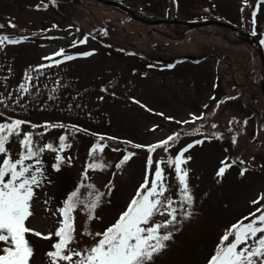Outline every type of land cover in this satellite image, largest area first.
Masks as SVG:
<instances>
[{"label":"rangeland","instance_id":"1","mask_svg":"<svg viewBox=\"0 0 264 264\" xmlns=\"http://www.w3.org/2000/svg\"><path fill=\"white\" fill-rule=\"evenodd\" d=\"M37 5L41 7L38 9ZM118 5L130 9L140 21ZM253 10H257L256 0H247V4L244 0H56L55 4L52 0H0V35L28 37L19 44L5 43L0 47V99H5V103H0V113H3L0 122L10 117L38 125L44 122L75 124L89 133L144 145L180 132L181 140L170 149L173 155L195 139L220 133L221 139H204L202 145L190 149L188 154L192 160L188 168L197 214L184 223L168 250L155 260V264H205L223 231L254 210L250 201L264 192V96L260 93L263 68L254 44L255 40L264 41V3L257 10L255 26L251 22ZM228 18L231 19L228 23L236 26L233 30L218 25L170 23L180 19L201 22ZM158 19L165 21L155 25ZM244 32L251 34L248 40ZM85 37L86 42L79 43ZM73 42H76L74 47ZM61 48L76 58L42 70L44 74L38 80L33 79L34 87L20 100L27 107L14 104L20 95L18 87L24 81L25 71L36 77L38 74L31 70L39 64L50 63L43 58ZM84 52L92 55H80ZM185 58L188 60L180 62ZM199 58L204 60L191 62ZM175 61L173 67H166ZM102 88L107 91H101ZM50 94L55 98L49 99ZM252 94L255 95L254 109L249 107ZM226 97L231 98L225 101ZM201 113L204 119L189 124L175 122L190 120V114ZM167 116L174 120L165 119ZM212 124L217 127L213 129ZM154 125L158 127L150 131ZM22 130L31 129L24 125ZM34 131L39 133L43 129ZM185 132L193 134L185 136ZM62 134L64 129H51L43 137L34 138L40 146L52 143L58 147V137ZM233 136L237 138L235 144ZM94 141L95 137L84 133L69 135L72 147L62 155L71 157L72 165H63L59 172L51 168L55 153L45 150L42 159L46 176L52 183L37 190L39 199L34 203L35 215L30 218L29 227L45 234L54 230L55 218L44 211L45 193L53 198L49 207L55 210L65 194L80 181ZM108 144L103 157L111 167L104 171L90 170L89 175L101 190L114 179L115 189L111 206L97 210L102 222L92 221L88 225L93 232L102 231L113 221L142 182L147 157L145 149L129 147L136 156L117 170L115 164L122 153L111 149H123L125 145L113 141ZM6 147L16 158L20 146L15 137ZM167 155L157 149L153 159H167ZM225 156L230 158L229 162L245 161L242 166L248 169L246 174L241 177V166L233 165L218 182L215 172ZM166 175L175 197L174 174L166 169ZM75 215L79 246L91 244L89 237L80 235L86 224L85 215L79 211ZM28 239L35 249L32 264H46L44 253L51 241L32 235Z\"/></svg>","mask_w":264,"mask_h":264},{"label":"snow or ice","instance_id":"2","mask_svg":"<svg viewBox=\"0 0 264 264\" xmlns=\"http://www.w3.org/2000/svg\"><path fill=\"white\" fill-rule=\"evenodd\" d=\"M56 0H52L55 4ZM247 4V0H244ZM264 0H256V9H259ZM251 7V5H248ZM38 9L41 5L36 6ZM47 7V5H44ZM257 10L251 12L252 24L255 26ZM243 11V8L241 9ZM15 27V25L10 24ZM2 27V26H0ZM53 27H57L53 25ZM79 31V29H77ZM54 37H49L53 39ZM28 37H9L0 35V47L7 44H19ZM87 37L80 40L83 44ZM76 42H73V47ZM264 43V41H261ZM82 56L92 55L91 52L81 53ZM62 57V59H54ZM76 57L68 54L64 48L59 49L52 56L44 57L50 61L48 64H39L31 71L38 75L33 77L30 71L26 70L24 81L19 84L20 95L13 101L22 108L26 104H20V100L25 94L30 93L33 79L38 80L46 68L59 66L64 61H72ZM169 68L173 67L168 65ZM39 92V89H36ZM55 91V90H53ZM101 91H107L102 88ZM11 98V93L9 97ZM49 95V99H54ZM100 100L103 97H99ZM211 99H215L212 97ZM139 104V101H134ZM0 103H5V99H0ZM77 107H80L77 105ZM141 107H145L141 105ZM205 108L207 105L204 106ZM151 111V109H147ZM3 115V113H0ZM158 115L163 116V113ZM173 121L171 116L165 117ZM204 119L203 113L199 116L190 114V120L175 121L177 124H189L197 120ZM234 120V118H233ZM233 121H229L231 124ZM246 124L247 121L245 120ZM24 125H28L30 131H23ZM158 126L154 125L150 131H155ZM211 127L215 129L216 124ZM42 128L43 131L37 133L34 130ZM51 129H64L65 134L58 137V147L52 143L38 144L35 136L43 137L44 133ZM198 131V129L196 130ZM231 131V129H229ZM77 133L92 135L95 141L88 150L89 162L85 164L81 173L80 181L73 190L68 191L60 202V205L53 210L49 207L53 198L47 196L43 200L44 211L50 213L56 220L54 230H49L46 234L28 226L30 218L35 215L34 203L39 199L37 190H43L46 184H51L45 172V164L42 156L45 150L55 153V162L51 168L59 172L63 165H72V158L62 155L66 149H70L72 144L68 142L69 135L75 136ZM192 132H185L183 135L191 136ZM15 137L20 146L16 158H13L6 147ZM221 139V134L214 132L204 139ZM204 139H195L190 143L180 147L175 154H170V149L181 140L180 132H173L165 139L156 143L140 144L131 140L119 141L117 137L106 136L98 133H89L87 129L77 125H65L58 122H44L41 125L31 123L23 119L7 118L0 122V264H32L35 257V249L29 235L51 241L49 250L44 255L46 264H155L157 257L166 252L170 242H174V237L179 233L185 222L190 221L194 215L195 195L190 185V169L188 168L192 156L189 153L196 145H202ZM118 142L125 145L123 149L112 148L113 152H121L122 158L115 164L117 170L136 156L131 149H145L147 157L145 161L142 182L135 187L133 194L124 206L118 211L102 231L93 232L88 225L92 221H101L97 210L105 205L111 206V196L115 189L114 179L109 180L101 190L95 183L91 182L89 171H104L111 167L104 162L103 154L109 147L108 142ZM237 142L236 136L232 137V143ZM157 149H162L168 154L167 159H153V153ZM225 156L220 160L219 167L215 172V177L219 182L226 172L233 166L239 164V175L243 177L248 171L243 167L245 161L242 159H232ZM166 169L174 174L176 188L173 196V185L168 182ZM115 173H113V177ZM254 210L249 211L230 225L219 236L214 248L205 259V264H264V192L250 201ZM81 212L86 217L85 227L80 235L89 237L91 244L83 247L79 246L77 239L75 219L76 213Z\"/></svg>","mask_w":264,"mask_h":264},{"label":"water","instance_id":"3","mask_svg":"<svg viewBox=\"0 0 264 264\" xmlns=\"http://www.w3.org/2000/svg\"><path fill=\"white\" fill-rule=\"evenodd\" d=\"M120 7H122L124 10H126L130 15L134 16V13L132 11L128 10L124 6H120ZM134 18H136V16H134ZM163 21H165V20H163ZM163 21L158 20L157 23H162ZM170 23H177V24H182V25H186V26L218 25V26H222V27L231 28V26L229 24H226V23L220 22V21H216V20H209V21L199 22V23L190 22V21H183V20H174V21H170ZM260 56H261V60H262L263 68H264V58H263L262 54H260ZM263 89H264V80H263L262 90Z\"/></svg>","mask_w":264,"mask_h":264},{"label":"flooded vegetation","instance_id":"4","mask_svg":"<svg viewBox=\"0 0 264 264\" xmlns=\"http://www.w3.org/2000/svg\"><path fill=\"white\" fill-rule=\"evenodd\" d=\"M253 95H254V94H253ZM253 95H252V99H253V97L255 98V95H254V96H253Z\"/></svg>","mask_w":264,"mask_h":264}]
</instances>
